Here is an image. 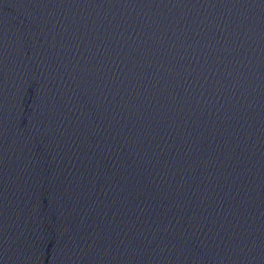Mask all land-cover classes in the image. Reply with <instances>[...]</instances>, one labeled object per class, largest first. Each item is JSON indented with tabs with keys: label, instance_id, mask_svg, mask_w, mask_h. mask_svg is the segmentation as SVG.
<instances>
[{
	"label": "water",
	"instance_id": "1",
	"mask_svg": "<svg viewBox=\"0 0 264 264\" xmlns=\"http://www.w3.org/2000/svg\"><path fill=\"white\" fill-rule=\"evenodd\" d=\"M0 264H264V0H0Z\"/></svg>",
	"mask_w": 264,
	"mask_h": 264
}]
</instances>
